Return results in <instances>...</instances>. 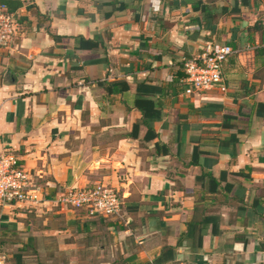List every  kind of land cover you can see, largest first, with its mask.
Masks as SVG:
<instances>
[{
  "label": "crops",
  "instance_id": "0c3cea01",
  "mask_svg": "<svg viewBox=\"0 0 264 264\" xmlns=\"http://www.w3.org/2000/svg\"><path fill=\"white\" fill-rule=\"evenodd\" d=\"M0 2L17 15L0 153L47 197L102 182L121 199L108 217L0 206L6 264H264V0ZM206 43L239 49L226 91L185 93L180 59Z\"/></svg>",
  "mask_w": 264,
  "mask_h": 264
},
{
  "label": "built area",
  "instance_id": "2783aa9c",
  "mask_svg": "<svg viewBox=\"0 0 264 264\" xmlns=\"http://www.w3.org/2000/svg\"><path fill=\"white\" fill-rule=\"evenodd\" d=\"M17 15L0 2V48H8L16 27ZM254 48V47H253ZM239 49L228 44L206 43L201 53L182 57V81L185 93L217 87L226 91L221 66L226 58ZM57 209L81 210L88 216L108 217L118 214L121 199L115 188L102 182L84 186L62 187L51 197L38 190L30 174L22 167L18 155L0 153V206L29 208L45 204ZM0 264H6V255L0 251Z\"/></svg>",
  "mask_w": 264,
  "mask_h": 264
},
{
  "label": "trees",
  "instance_id": "16d2710c",
  "mask_svg": "<svg viewBox=\"0 0 264 264\" xmlns=\"http://www.w3.org/2000/svg\"><path fill=\"white\" fill-rule=\"evenodd\" d=\"M2 3H4V2H2ZM6 4V3H5ZM6 6H7V8L9 9V10H14L15 9V5H11V4H6ZM80 40H82L81 38H80ZM180 68H181V66H180ZM184 75V74H183ZM99 83V82H98ZM97 83V84H98ZM112 86H114V88H111ZM126 88V85L125 84H123V83H121V82H111V83H108V86H106V91L109 93V92H112V90H116V91H118V90H120V89H125ZM261 105V104H260ZM262 107L264 108V104H262ZM144 113H146L147 112V110H144L143 111ZM145 115V114H144ZM143 121V120H142ZM144 123H146V125L148 126V129L150 128V125H149V121L148 122H146L145 120H144ZM154 137V136H153ZM201 237V235H200V233L198 234V238H200Z\"/></svg>",
  "mask_w": 264,
  "mask_h": 264
},
{
  "label": "rangeland",
  "instance_id": "374dc122",
  "mask_svg": "<svg viewBox=\"0 0 264 264\" xmlns=\"http://www.w3.org/2000/svg\"><path fill=\"white\" fill-rule=\"evenodd\" d=\"M77 264H86V263H77ZM96 264H98V263H96Z\"/></svg>",
  "mask_w": 264,
  "mask_h": 264
}]
</instances>
